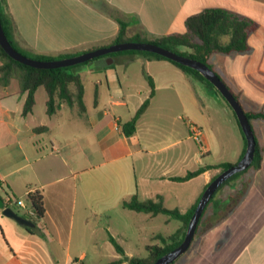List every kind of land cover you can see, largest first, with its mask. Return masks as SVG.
I'll return each instance as SVG.
<instances>
[{
  "label": "crops",
  "instance_id": "obj_1",
  "mask_svg": "<svg viewBox=\"0 0 264 264\" xmlns=\"http://www.w3.org/2000/svg\"><path fill=\"white\" fill-rule=\"evenodd\" d=\"M6 8L16 44L53 55L109 44L118 31L111 13L128 21V35L152 38L184 32L185 19L205 8L231 10L256 24L248 49L212 53L208 62L244 111L264 112V0H6ZM79 74L85 117L63 104L52 115L38 114L36 94L32 112L23 116L26 92L11 82L0 85V196L26 202L27 192L37 190L44 207L41 218L31 219V231L0 212V264H108L120 257L108 235L124 251L120 264L146 257V245L160 242L157 235L183 224L177 219L171 233H156L145 223L164 214L127 209L122 200L159 195L167 208L185 211L218 169L183 181L171 177L242 156L244 139L231 107L172 62L123 52L90 60ZM148 76L153 96L127 136L121 123L149 96ZM43 99L45 105L46 94ZM192 124L202 130L200 144L190 137ZM250 124L262 149L260 166L227 185L241 189L234 205V193L206 204L188 249L172 264H264V120ZM39 126L46 128L36 131ZM163 218L165 225L171 220ZM106 241L112 249L102 262ZM143 249L146 255L138 256Z\"/></svg>",
  "mask_w": 264,
  "mask_h": 264
},
{
  "label": "trees",
  "instance_id": "obj_2",
  "mask_svg": "<svg viewBox=\"0 0 264 264\" xmlns=\"http://www.w3.org/2000/svg\"><path fill=\"white\" fill-rule=\"evenodd\" d=\"M113 18L118 24V31L114 39L109 43L104 45L109 46L113 43H119L124 41H146L153 42L164 48L171 49L172 51L179 53L181 55L196 59L208 65L209 56L212 53H231V52H242L248 49V36L252 30L255 29L256 24L248 18L240 16L239 14L223 8H205L199 12H196L185 19V31L182 33H171L168 35H162L152 38L142 37L138 34L128 35L127 26L128 21L123 19L117 14L111 13ZM0 21L3 30L6 34L8 41L16 48L19 52L34 59L39 60H52L61 59L65 57L74 56L86 51H91L99 48L100 46H92L88 49H83L75 52H63L56 55L45 54V53H34L28 52L22 49L16 44L11 35L12 29V19L10 14L7 12L6 0H0ZM131 52V53H144L152 55L154 57L165 59L176 66H178L185 73L191 75L192 77L198 79L204 83L207 87L219 94L222 99L227 103L225 98L219 93L215 86L208 81L203 75H201L197 70L188 67L184 64L166 58L162 55L138 50H122L112 53H107L95 57L90 60L97 58H102L106 56H111L117 53ZM88 60V61H90ZM88 61L57 68H36L20 63L12 59L0 46V85H8L12 79H16L19 88L22 92H26V99L22 108V115L26 116L32 112L35 105V91L38 88H43L46 94L45 101V111L47 115H52L60 108V106L66 105L70 108H74L80 117H85L86 106L84 103V83L79 74L77 68ZM216 73V72H215ZM148 81L151 87L149 96L141 103L134 115L128 120L121 123L122 132L129 136L132 135L136 130V123L142 113L146 110L150 103V99L153 96L154 84L152 79L148 76ZM236 99L237 95L233 93ZM229 106V104L227 103ZM235 121L239 127L237 118L232 110ZM246 116L249 121L252 119H262L264 120L263 111H245ZM45 126L36 127V131L45 129ZM240 133L244 139V149L242 155L246 148V139L244 138L243 132L239 127ZM254 133V132H253ZM255 152L253 160L250 166L243 171L237 172L226 179L213 193L212 197L208 201L207 205L213 202L217 192L221 190L227 182L234 176L246 171L250 167L258 168L262 160V149L258 144L255 134ZM236 162H220L213 165L200 166L194 170L188 171L183 176L171 177L173 180L183 181L192 178L204 170L214 168L218 169V172L214 175H218L221 171L228 168L229 166L235 164ZM213 177V178H214ZM212 178V179H213ZM241 193V189H239ZM240 193L237 194L233 205L238 200ZM201 196V195H200ZM198 199L185 211H180L177 208L170 209L167 208L162 200L161 196H156L155 198H149L146 200H140L133 194L128 198L122 200V206L127 209L147 212L152 215L165 214L171 218L179 219L183 226L182 229L176 233H172L167 236L157 235L155 238L159 239V243H153L146 245L147 256L131 257L129 259L130 264H152L159 256L166 253L167 251L176 247L184 238L186 227L188 221L197 205ZM27 201L31 204L32 208L35 210L36 215L31 217V219L36 220L43 216V195L39 191H34L27 196ZM216 206L218 203H214ZM206 205V207H207ZM205 211V210H204ZM203 211V212H204ZM28 230H32L28 228ZM109 241L114 246L115 251L120 255L118 259L110 261L108 264H120L123 260L124 251L118 242L111 236L108 235ZM173 263V262H172ZM170 263V264H172Z\"/></svg>",
  "mask_w": 264,
  "mask_h": 264
},
{
  "label": "water",
  "instance_id": "obj_3",
  "mask_svg": "<svg viewBox=\"0 0 264 264\" xmlns=\"http://www.w3.org/2000/svg\"><path fill=\"white\" fill-rule=\"evenodd\" d=\"M0 46L12 59L20 63H23L25 65L36 68H57V67L75 65L88 61L103 54L122 51V50H138V51L152 52L197 70L208 81H210L219 91V93L225 98V100L233 110L237 118L239 127L243 132L244 138L246 139L245 151L241 156V158L235 164L229 166L228 168L218 173V175H216L207 184L188 221L184 238L180 242V244H178L173 249L159 256L152 264H170L174 262L180 255H182L188 249L192 241V238L195 234V230L199 218L206 204L212 197L213 193L231 175L248 168L253 160L254 152H255V138H254L253 130L251 128L250 121L246 116L245 111L240 105L238 99L235 98L233 93L222 81V79L215 73V71L201 61L181 55L179 53L172 51L171 49L164 48L153 42H146V41H124L119 43H113L105 47H99L97 49L86 51L70 57H65L61 59H52V60H39L24 55L13 47V45L8 41L6 37L1 21H0ZM0 208L2 215L13 219L18 224L23 225L27 228H34L36 226L33 220L18 214L12 207L9 206L3 207L1 196H0Z\"/></svg>",
  "mask_w": 264,
  "mask_h": 264
},
{
  "label": "rangeland",
  "instance_id": "obj_4",
  "mask_svg": "<svg viewBox=\"0 0 264 264\" xmlns=\"http://www.w3.org/2000/svg\"><path fill=\"white\" fill-rule=\"evenodd\" d=\"M80 67L81 66H79L78 68H77V70L79 71L80 70ZM19 87V85H18V82H17V80L16 79H12L11 80V83H10V85H9V87L10 88H14V87ZM36 93V99H37V102H36V105H35V111H36V113H38V114H44V110H45V105H44V97H45V91L43 90V88H39V90H37V91H35ZM89 100H90V96H89V92L87 91L86 92V101L87 102H89ZM216 111V110H215ZM217 112V111H216ZM214 113V115H216L217 113ZM218 115H216V117H217ZM215 121H217V125H219V126H223L221 129L223 130V132L224 131H228V130H224L225 128V124L224 123H222L221 121H220V119L219 118H215ZM203 130H207L206 129V127L205 126H203ZM191 137V136H190ZM192 138V137H191ZM193 139V138H192ZM193 141L195 142V143H198V142H196L194 139H193ZM200 144V143H199ZM245 172V171H244ZM244 172H242V173H240V174H238V175H236V176H234L233 178H231L228 182H227V184H225L224 185V187L221 189V190H219L218 192H217V196H219V197H228V196H230L231 194H233V196L235 197L237 194H239L240 193V191H239V189L237 188L235 191H231L230 190V187H228L227 185L229 184H231V183H233V182H237L238 180H239V178L240 177H242V175L244 174ZM239 182V181H238ZM216 197V196H215ZM234 200H235V198H233ZM226 200V202H228V203H230V202H232L233 200H227V199H225ZM26 202H28L27 200H26ZM234 202V201H233ZM13 208L16 210V212L18 213V214H20V215H25V212H24V209H22V208H20V207H16V206H13ZM116 213H118V212H114L113 214H116ZM165 216H167V215H159V216H157L156 218H153L151 221H149V222H147V223H145V226H146V228L148 229V228H150V227H152L155 231H156V233L158 232V231H160L161 233L163 232V233H167V232H169V233H171L172 232V230H174V228H175V225L177 224V223H179V221L177 220V219H175V218H171V220H170V222L167 224V225H165L164 224V222H163V217H165ZM25 217V216H24ZM167 217H169V216H167ZM100 240H102V239H99V242H100ZM109 247V248H108ZM110 249H112V246H111V243H109L108 241H106V244H105V246H104V248H102V250H101V252H100V258H101V261L102 262H105V261H108L109 259H110V254H111V251H110ZM139 255L138 256H145L146 255V252H145V250L143 249V251L142 250H140L139 251V253H138Z\"/></svg>",
  "mask_w": 264,
  "mask_h": 264
},
{
  "label": "built area",
  "instance_id": "obj_5",
  "mask_svg": "<svg viewBox=\"0 0 264 264\" xmlns=\"http://www.w3.org/2000/svg\"><path fill=\"white\" fill-rule=\"evenodd\" d=\"M190 136L196 142L202 143V130L197 125L194 124L191 125ZM31 193H33V191L27 192V196ZM2 202H3V207L9 206L13 208V206H17L24 209L28 217H30L29 219H31V217H34L36 215L35 210L32 208L31 204L29 202H25L24 199L22 198H15L11 195L6 194L2 197ZM0 212H1V208H0Z\"/></svg>",
  "mask_w": 264,
  "mask_h": 264
}]
</instances>
